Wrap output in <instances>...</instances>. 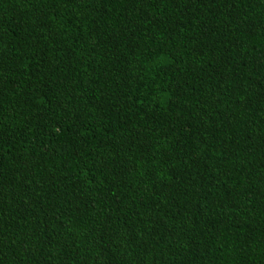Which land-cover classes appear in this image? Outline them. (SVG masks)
<instances>
[{
	"label": "trees",
	"instance_id": "trees-1",
	"mask_svg": "<svg viewBox=\"0 0 264 264\" xmlns=\"http://www.w3.org/2000/svg\"><path fill=\"white\" fill-rule=\"evenodd\" d=\"M0 264H264V0H0Z\"/></svg>",
	"mask_w": 264,
	"mask_h": 264
}]
</instances>
